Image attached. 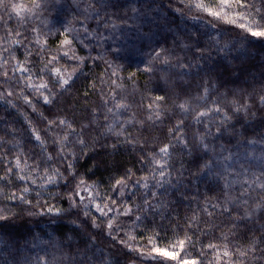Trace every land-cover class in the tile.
Segmentation results:
<instances>
[{
    "label": "clouds",
    "instance_id": "1",
    "mask_svg": "<svg viewBox=\"0 0 264 264\" xmlns=\"http://www.w3.org/2000/svg\"><path fill=\"white\" fill-rule=\"evenodd\" d=\"M168 249L264 264V0H0V264Z\"/></svg>",
    "mask_w": 264,
    "mask_h": 264
},
{
    "label": "trees",
    "instance_id": "2",
    "mask_svg": "<svg viewBox=\"0 0 264 264\" xmlns=\"http://www.w3.org/2000/svg\"><path fill=\"white\" fill-rule=\"evenodd\" d=\"M165 251L171 253V256H169L170 258L175 257V259H173V264H176L177 261H179V260L184 258V253L180 249H175V250L168 249V250H165ZM189 262H191V260H189Z\"/></svg>",
    "mask_w": 264,
    "mask_h": 264
},
{
    "label": "snow or ice",
    "instance_id": "3",
    "mask_svg": "<svg viewBox=\"0 0 264 264\" xmlns=\"http://www.w3.org/2000/svg\"><path fill=\"white\" fill-rule=\"evenodd\" d=\"M257 35H260V34L257 33ZM67 42L68 41L66 40L65 43H67ZM163 254L166 256H171V253H169V252H164ZM172 258L175 259V257H172ZM185 264H195V262L194 261H191V262L187 261V262H185Z\"/></svg>",
    "mask_w": 264,
    "mask_h": 264
}]
</instances>
